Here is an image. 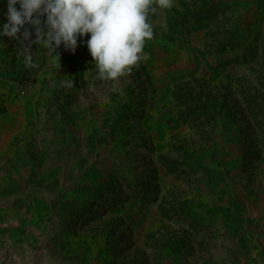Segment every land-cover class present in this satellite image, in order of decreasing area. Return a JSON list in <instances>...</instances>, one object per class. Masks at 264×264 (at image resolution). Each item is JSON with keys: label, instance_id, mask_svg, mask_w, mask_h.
<instances>
[{"label": "rangeland", "instance_id": "obj_1", "mask_svg": "<svg viewBox=\"0 0 264 264\" xmlns=\"http://www.w3.org/2000/svg\"><path fill=\"white\" fill-rule=\"evenodd\" d=\"M148 19L116 81L3 37L0 264H264V0Z\"/></svg>", "mask_w": 264, "mask_h": 264}, {"label": "clouds", "instance_id": "obj_2", "mask_svg": "<svg viewBox=\"0 0 264 264\" xmlns=\"http://www.w3.org/2000/svg\"><path fill=\"white\" fill-rule=\"evenodd\" d=\"M174 3L175 0H7L0 42L4 44L5 36L17 40L18 60L27 68L39 67L33 45L59 57L57 49L61 45L75 52L79 43H85L98 78L116 81L147 59L144 45L154 36L150 13L171 9Z\"/></svg>", "mask_w": 264, "mask_h": 264}]
</instances>
